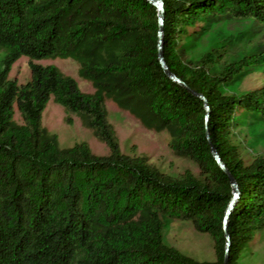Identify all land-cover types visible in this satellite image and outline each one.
<instances>
[{
	"label": "trees",
	"instance_id": "1",
	"mask_svg": "<svg viewBox=\"0 0 264 264\" xmlns=\"http://www.w3.org/2000/svg\"><path fill=\"white\" fill-rule=\"evenodd\" d=\"M161 51L170 72L203 100L168 78L157 60L158 18L146 0H0V264H221L222 218L238 186L224 229L228 264L264 226V155L245 164L229 132L236 112L264 118V85L241 94L220 86L249 67L264 65V50L211 74L212 52L196 66L176 49L188 28L207 16L264 22V0H161ZM68 56L96 87L83 93L56 67L29 62L21 85L8 77L14 61ZM53 97L80 114L109 148L95 156L86 143L59 148L41 124ZM105 97L129 108L149 128L169 131L173 151L193 160L200 175L173 177L142 156L120 151L106 118ZM17 105L22 123L13 121ZM205 125L208 140L205 137ZM190 221L208 234L211 261H198L167 245L161 217Z\"/></svg>",
	"mask_w": 264,
	"mask_h": 264
},
{
	"label": "rangeland",
	"instance_id": "2",
	"mask_svg": "<svg viewBox=\"0 0 264 264\" xmlns=\"http://www.w3.org/2000/svg\"><path fill=\"white\" fill-rule=\"evenodd\" d=\"M177 53L183 63L196 66L202 55L212 52L215 61L208 66L211 74L221 72L227 63L237 61L245 55L264 50V22L253 19L239 20L228 15L207 16L198 26L188 28L177 40ZM4 49H0V69ZM56 67L62 74L71 77L79 90L93 94V82L80 71L81 63L73 57L50 56L31 60L21 56L12 63L8 77L18 85L30 78L29 62ZM264 85V65L246 68L229 83L222 84L223 94H241ZM106 118L118 139L120 151L128 156H142L159 171L180 177L185 171L200 175V167L191 159L177 155L171 148L172 137L168 130L147 127L139 116L129 108L119 105L112 97H105ZM237 120L229 132L234 145L245 164L264 155V118L236 112ZM41 124L49 136H54L59 148H70L86 143L95 156H107L108 146L102 141L78 113L66 110L51 96L41 112ZM13 121L22 123L17 105H14ZM163 240L183 254L198 261H211L215 257L211 237L194 228L190 221L161 217ZM239 264H264V226L257 229L244 246Z\"/></svg>",
	"mask_w": 264,
	"mask_h": 264
},
{
	"label": "water",
	"instance_id": "3",
	"mask_svg": "<svg viewBox=\"0 0 264 264\" xmlns=\"http://www.w3.org/2000/svg\"><path fill=\"white\" fill-rule=\"evenodd\" d=\"M148 1L150 4H152L153 6L156 7V9L158 10L157 12V18H158V31H157V60L158 63L160 65V67L162 68L164 74L170 78L171 80H173L174 82L184 86L185 88L189 89L180 78H178L176 75H174L172 72H170L168 70V68L165 65V61L163 59L162 56V51H161V37H162V21H163V2L161 0H146ZM190 92L192 94H194L195 96H197L198 98H200L201 100H203L204 103V108H205V118L207 117L208 114V105L207 102L205 100V98L202 96V94L197 93L196 91L189 89ZM205 137L208 140L209 144V137H208V131L205 125ZM210 153L212 158L214 159V161L218 164V166L227 174L228 180L230 182L231 185V191H232V197L229 200V202L226 205V208L224 210V214H223V218H222V229H223V236L225 239L224 242V251H223V257H222V263L221 264H228V234L226 233V230L224 229V224L226 223V219L227 216L229 214V212L231 211L235 200L238 196V186L236 184V181L234 180V178L226 171V169L224 168L222 162L220 161V158L217 154V151L215 150V148L210 144Z\"/></svg>",
	"mask_w": 264,
	"mask_h": 264
}]
</instances>
